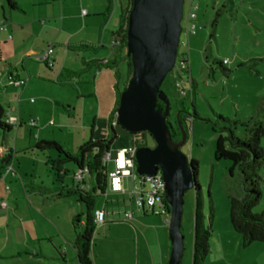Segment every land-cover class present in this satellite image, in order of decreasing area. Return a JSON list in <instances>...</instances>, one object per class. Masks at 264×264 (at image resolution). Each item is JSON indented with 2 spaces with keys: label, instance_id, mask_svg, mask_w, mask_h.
<instances>
[{
  "label": "rangeland",
  "instance_id": "obj_1",
  "mask_svg": "<svg viewBox=\"0 0 264 264\" xmlns=\"http://www.w3.org/2000/svg\"><path fill=\"white\" fill-rule=\"evenodd\" d=\"M115 1L118 16L120 9L118 0ZM194 3L198 7L196 33L187 36L185 29L182 30L175 66L161 85L170 106L168 121L179 135L178 112L183 111L181 115L185 117L182 127L187 137L181 152L187 159H194L198 164L196 179L200 196L196 197L193 189L186 191L183 196V254L180 264L194 263L196 210L199 212L200 223L212 230L208 254L196 264H264V251L262 253L260 249L264 250V245L252 243L251 246L242 247L241 236L231 227L229 202L231 197L241 198L243 195L241 176L237 166L214 157V141L217 135L210 123L205 121L214 120V113L231 120L247 121L252 118L264 121V0H195ZM188 5L189 0H185L184 15L188 12ZM181 24L185 26V18ZM224 60H227V64L220 67L218 63ZM120 71H125L124 64L120 66ZM79 87L83 90L88 86ZM70 96L68 102L60 100L62 106H57L54 111L45 109L37 116H32V123L22 125L20 131L31 140V146L34 145V136L40 127L39 124L44 125L49 121L53 122L50 128L55 129L56 139L71 154L78 148L75 143L81 129L86 130L85 142L88 140L91 128H95V116L99 117V123L103 121L104 127L99 133H103L105 138L107 133L112 136L111 131L107 132L105 127L108 116L104 108L98 111L90 105L88 98L77 99L74 93ZM32 97V102L38 99L35 95ZM68 105H71V108L68 109ZM193 113L198 116L194 117ZM116 132L117 139L112 144L113 157L122 147L152 148L155 145L148 133L130 135L119 126ZM14 134L15 131L10 132L11 136ZM260 147L264 149V138L260 141ZM35 152L37 156H32L31 150H26L28 156L20 154V171L29 173L28 180L33 174L35 185L42 182L47 191L52 189L53 185L60 186L56 171L47 159L50 151ZM51 157L54 159L55 154L51 153ZM63 167L68 174L62 177L71 185L75 166L70 162ZM108 170L113 171V163L109 164ZM85 173L86 182L92 185L93 179ZM259 175L262 180L261 199L253 210L254 213L264 212V167L260 169ZM127 186L132 187L131 180H128ZM9 187L13 189L12 186ZM27 188L29 189V186ZM115 196L120 198L119 210L124 208L122 197L125 196L126 204L131 203L129 195H113L114 200ZM105 197L100 198V206ZM3 199L10 202L6 195ZM210 205L213 214L209 220ZM115 207L118 210V207ZM133 210L137 219L131 222V230L116 225L108 239L96 228L91 243L94 264L99 260L101 264H130L136 255L138 264H159L161 243H167L166 254L167 258L169 257L170 215H164L159 204L154 205V213L147 208L144 213L134 206ZM165 221L168 224H165ZM164 261L167 264L168 259L165 258ZM0 264L21 262L18 260L13 263L8 259L0 260Z\"/></svg>",
  "mask_w": 264,
  "mask_h": 264
},
{
  "label": "crops",
  "instance_id": "obj_2",
  "mask_svg": "<svg viewBox=\"0 0 264 264\" xmlns=\"http://www.w3.org/2000/svg\"><path fill=\"white\" fill-rule=\"evenodd\" d=\"M13 1L15 9H10L5 0H0V108L4 115L9 113L17 118L20 125L10 131L0 130V203L5 201V195L10 200L9 203L5 201V209L0 207V260L11 259L13 263L19 260L21 264H79L74 241L83 231L84 208L74 197H56L61 188L74 185L73 178L68 185L65 180L68 171L62 166L57 176L60 186L53 185L47 191L42 182L35 185L33 174L28 180L29 173L20 171V154L28 156L26 150H31V155L37 156L33 148L38 142L52 141L62 147L56 139L55 129L50 128L53 122L39 124L33 146L20 128L29 124L33 115L62 106L60 100L68 102L74 93L77 99L88 98L90 105L98 111L106 110L105 127L109 131L108 122L116 100L115 71L120 73V82L125 76V71H120L124 63H119L117 68L106 65L121 55L113 36L119 23L116 1ZM123 1L118 0L120 10L124 7ZM82 10H86V15H82ZM49 44L53 45L50 68L42 60ZM66 72L81 74L78 78L72 75V79L67 80L64 78ZM12 81H19L20 85L15 86ZM80 85L88 87L81 90ZM34 95L38 99L32 102ZM99 121V117L93 118L95 128H91L89 138L105 139L103 133H99L104 127L103 121ZM11 131H15L14 136L10 135ZM85 131L80 130L75 143L77 147L85 142ZM106 136L108 138L109 134ZM51 153L55 154L49 152V161L56 158L55 154L52 159ZM85 172L82 180L90 187ZM128 180H123L126 188H129ZM113 195L117 194L106 192L103 204L100 206L98 201L96 205L97 210L106 214L105 222L96 226L106 238L110 237L116 225L131 230V222L137 219L131 203L126 204L125 196L122 197L124 208L119 210L120 198L115 196L114 200ZM131 209L133 219L127 221L124 213ZM152 210L154 213V207ZM167 249V243H161L159 264H166ZM260 249L263 253V248ZM137 258L138 255L134 256L130 264H138ZM95 264H101L100 260Z\"/></svg>",
  "mask_w": 264,
  "mask_h": 264
},
{
  "label": "trees",
  "instance_id": "obj_3",
  "mask_svg": "<svg viewBox=\"0 0 264 264\" xmlns=\"http://www.w3.org/2000/svg\"><path fill=\"white\" fill-rule=\"evenodd\" d=\"M5 1L10 9H15L16 4L13 0ZM132 2L133 0H124V7L120 10L118 16V27L113 33L115 43L119 47V54L121 55H119V57H115L110 63H106L108 67L115 66L116 68L121 62L125 65V76L122 82H120V73L118 70H116L114 74L116 100L114 110L112 111L108 122V129L111 131L112 136L109 135L108 138L105 139L89 138L77 148L74 154L66 152L58 143L52 141H40L33 148L36 151H53L56 154L55 160L49 161V164L52 169L56 171L57 176H59L58 170L64 164L71 162L75 166L72 171L74 185L72 187L61 188L56 197H74L84 208L83 231L74 241V247L79 264H94L91 255L92 238L97 226L94 223V213L97 210L96 205L99 199L109 191V170L103 164L102 159L107 153H110L111 155L113 154L112 144L117 139L116 128L119 126L116 122V110L119 103V97L132 72L131 60L127 55L126 49L127 16L131 10ZM182 62L185 63V61ZM218 65L220 67L223 66L222 63H218ZM84 70L85 69H83L82 72ZM69 74H71V76H68ZM80 74L81 72H66L64 78L71 80L72 75L78 78ZM163 108L164 103L158 101L157 109L163 110ZM182 113L183 111H179L177 116L181 125L185 123V117L181 115ZM214 114V120H205L210 123L213 132L217 135L214 141V157L217 160L228 161L233 166H237L239 168L243 189V195L241 198H230L229 219L231 227L241 236L242 247L246 248L252 243L264 244V212H253L256 206L260 203L261 199L260 183L262 180L259 175V171L262 167H264V149L260 147V141L264 138V121L254 120L252 118H249L247 121L231 120L219 114ZM193 116L197 117L198 115L193 113ZM166 122L169 125L170 133L172 135L173 129L171 123L168 121V118L166 119ZM120 128L124 130L122 127ZM11 129V126L5 124L4 114L0 108V130L10 131ZM129 134L136 135L133 133ZM185 135L187 137L186 132ZM148 136L151 137L150 134H148ZM178 137H180L179 134L175 136L172 135L173 140H176ZM124 148L125 147H122L121 149ZM188 166L193 179V190L195 191L196 197H199L200 189L196 179L198 171L197 161L194 159H188ZM77 171H86L93 179L90 187H87L84 180H75V174ZM65 172L67 173V171ZM162 204V210L169 214V207L166 204L165 198L163 199ZM142 211L144 213L146 212L145 209ZM149 211L153 213L152 208L149 209ZM212 214L213 210L210 205L209 220L211 219ZM198 215L199 212L196 210L193 264L202 261L208 254V243L212 233L210 227L207 229L202 225V223H200Z\"/></svg>",
  "mask_w": 264,
  "mask_h": 264
},
{
  "label": "water",
  "instance_id": "obj_4",
  "mask_svg": "<svg viewBox=\"0 0 264 264\" xmlns=\"http://www.w3.org/2000/svg\"><path fill=\"white\" fill-rule=\"evenodd\" d=\"M183 6L184 0H133L126 31V49L132 72L116 110V122L120 127L133 134L147 132L155 143L152 148H137L134 160L138 175L152 176L158 170L162 174L164 198L170 215L167 264L181 263L183 196L193 189L188 159L181 152L186 135L178 122L181 139H172L166 122L170 106L161 90L167 74L175 66ZM158 101L164 103L163 110L157 109Z\"/></svg>",
  "mask_w": 264,
  "mask_h": 264
},
{
  "label": "built area",
  "instance_id": "obj_5",
  "mask_svg": "<svg viewBox=\"0 0 264 264\" xmlns=\"http://www.w3.org/2000/svg\"><path fill=\"white\" fill-rule=\"evenodd\" d=\"M195 0H189L188 12L183 14L182 20L185 18L186 24L182 30L185 29L187 36L194 35L197 30V4ZM185 2V1H184ZM82 15H86V10L81 11ZM182 22V21H181ZM53 52V45L49 44L45 53L42 56L43 62L50 68L52 67L51 54ZM183 63V62H182ZM184 64V63H183ZM227 64V60L222 62ZM15 86H19V81H12ZM4 122L8 126L17 127L20 125L17 118L11 117L9 113L4 115ZM32 123V122H30ZM136 148L127 147L116 152L115 157L107 153L103 159V164L108 168L110 163H113V171L108 172L109 191L117 195H129L131 204L139 210L151 209L155 204L163 207L162 201L164 199V183L161 172L158 170L152 176H140L136 172V162L134 160ZM83 171H77L75 174L76 181H82ZM124 178L132 181V187L126 188L123 184ZM138 182V184H137ZM147 185V186H146ZM2 209L6 208L4 202L0 203ZM164 212V211H163ZM105 212L103 210H96L94 213V223L100 225L105 222ZM124 219L130 221L133 219V210H128L124 213Z\"/></svg>",
  "mask_w": 264,
  "mask_h": 264
},
{
  "label": "flooded vegetation",
  "instance_id": "obj_6",
  "mask_svg": "<svg viewBox=\"0 0 264 264\" xmlns=\"http://www.w3.org/2000/svg\"><path fill=\"white\" fill-rule=\"evenodd\" d=\"M172 129H173V134H172L173 136L179 134V132H177V130L175 131L173 127H172ZM172 135H171V136H172ZM180 139H181V137H179V139L176 138V141H180Z\"/></svg>",
  "mask_w": 264,
  "mask_h": 264
}]
</instances>
